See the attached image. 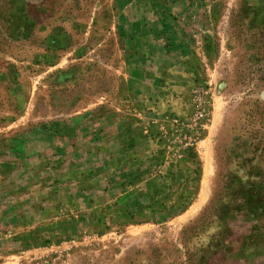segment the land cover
Segmentation results:
<instances>
[{
    "label": "rangeland",
    "instance_id": "obj_1",
    "mask_svg": "<svg viewBox=\"0 0 264 264\" xmlns=\"http://www.w3.org/2000/svg\"><path fill=\"white\" fill-rule=\"evenodd\" d=\"M263 114L264 0H0V264H264Z\"/></svg>",
    "mask_w": 264,
    "mask_h": 264
},
{
    "label": "trees",
    "instance_id": "obj_2",
    "mask_svg": "<svg viewBox=\"0 0 264 264\" xmlns=\"http://www.w3.org/2000/svg\"><path fill=\"white\" fill-rule=\"evenodd\" d=\"M255 111H256V110H255ZM259 113H260V112H259ZM263 116H264V114H263ZM262 128H263V130H264V124H262V126L259 128V130L262 129ZM255 132H256V134H257L256 136H259L258 143L255 144V145H256L255 148L258 149V148L260 147V143H264V142H262V139H263V137H264V133L261 132V131H255ZM261 149H262V148H261ZM249 171H250V173H251V172L253 171V168H250ZM256 173H259V170H257ZM254 188H255V187H254ZM254 188H253V189H254ZM258 191H259V190H258ZM259 192H260V191H259ZM250 197H251V194H249V196H246V199L244 200V202H243L242 204L238 205V207H237V206H236V207H233V206L231 205V208H233V209H234V208H235V209H241L242 205H244V203H245ZM221 199H222V197H221ZM221 199L218 200V203L221 202ZM248 207H249V206H247V207L245 208V210H247ZM257 207L262 208V209L260 210V212H259L258 215H259V216L264 215V205H263V207L260 206V205L257 206ZM253 209H254V210H251L250 212H254V213H255V212L257 211L258 208H255V207H254ZM201 218H202V217H201ZM203 222H204V221L201 220L200 223L202 224ZM195 227H196V226H195ZM195 227H193V229H195Z\"/></svg>",
    "mask_w": 264,
    "mask_h": 264
},
{
    "label": "built area",
    "instance_id": "obj_3",
    "mask_svg": "<svg viewBox=\"0 0 264 264\" xmlns=\"http://www.w3.org/2000/svg\"><path fill=\"white\" fill-rule=\"evenodd\" d=\"M198 115H199L200 118H203L205 114H204V112L201 111V112H199Z\"/></svg>",
    "mask_w": 264,
    "mask_h": 264
}]
</instances>
